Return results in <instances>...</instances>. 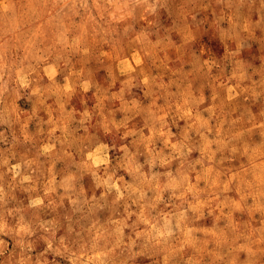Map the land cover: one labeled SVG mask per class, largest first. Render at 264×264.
Segmentation results:
<instances>
[{
    "label": "rangeland",
    "instance_id": "obj_1",
    "mask_svg": "<svg viewBox=\"0 0 264 264\" xmlns=\"http://www.w3.org/2000/svg\"><path fill=\"white\" fill-rule=\"evenodd\" d=\"M0 264H264V0H0Z\"/></svg>",
    "mask_w": 264,
    "mask_h": 264
}]
</instances>
